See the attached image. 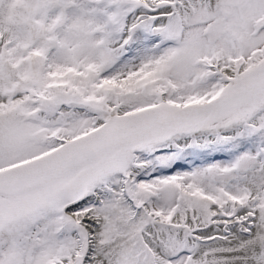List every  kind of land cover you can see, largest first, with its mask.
Returning a JSON list of instances; mask_svg holds the SVG:
<instances>
[{
  "label": "snow or ice",
  "instance_id": "1",
  "mask_svg": "<svg viewBox=\"0 0 264 264\" xmlns=\"http://www.w3.org/2000/svg\"><path fill=\"white\" fill-rule=\"evenodd\" d=\"M0 264H264V0H0Z\"/></svg>",
  "mask_w": 264,
  "mask_h": 264
}]
</instances>
